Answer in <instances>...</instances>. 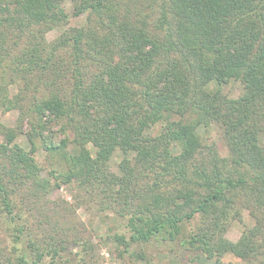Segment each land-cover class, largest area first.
<instances>
[{"label": "trees", "instance_id": "16d2710c", "mask_svg": "<svg viewBox=\"0 0 264 264\" xmlns=\"http://www.w3.org/2000/svg\"><path fill=\"white\" fill-rule=\"evenodd\" d=\"M0 110V264H94L61 186L118 220L119 258L264 264V0H0Z\"/></svg>", "mask_w": 264, "mask_h": 264}, {"label": "rangeland", "instance_id": "374dc122", "mask_svg": "<svg viewBox=\"0 0 264 264\" xmlns=\"http://www.w3.org/2000/svg\"><path fill=\"white\" fill-rule=\"evenodd\" d=\"M64 6L66 11H70L71 5L69 2H65ZM84 18L85 16L70 19V23L62 29H53L49 31L46 34V39L52 41L65 28L81 25ZM222 90L230 97L236 98L240 94L241 86L238 82H231L224 86ZM17 115V111L2 113L0 110V124L5 127L14 126ZM213 135L214 133L212 136ZM262 141L264 142V137ZM19 142L23 148L28 149V142L25 140L24 136L20 137ZM35 158L38 165L43 168V175H46L50 167L45 161V155L39 151L35 154ZM119 160V153L115 152L110 161V168L115 173L117 172V163ZM76 196H81L80 202L76 200ZM48 199L61 204L64 208L68 209V219L70 220L68 230L71 229L72 233H78L81 237L83 236L82 238L93 243L94 264H213V261L202 260L199 252L182 250L181 247L170 246V244H152L140 249L141 251L144 250L147 254V258H149L147 263L145 260H135L127 255L119 258L115 245L106 239L109 234L111 235L118 230L116 225L118 226L119 222L114 219L111 214H108V212H100L97 209V206L90 205L87 195L70 186H61L58 190L48 196ZM63 207H60L61 209H59V211L62 212V209H64ZM31 219H33V217H31ZM55 219H59V217H55ZM243 222L245 224L249 223V217L246 211H243ZM120 230H122V228ZM241 230L242 227L240 225L234 224L228 230L226 237L230 241H236L240 236ZM4 236L5 235L0 228V240L1 238H4ZM172 247L176 254H173L170 251ZM136 249L139 250L138 247H136ZM223 260L225 262L232 261L235 264H253L252 262L241 261L229 256H226Z\"/></svg>", "mask_w": 264, "mask_h": 264}]
</instances>
